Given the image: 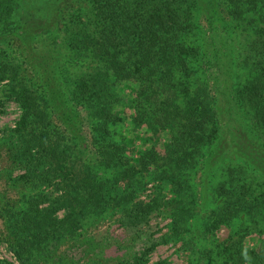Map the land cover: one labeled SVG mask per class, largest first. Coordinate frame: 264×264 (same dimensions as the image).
<instances>
[{
  "label": "trees",
  "instance_id": "16d2710c",
  "mask_svg": "<svg viewBox=\"0 0 264 264\" xmlns=\"http://www.w3.org/2000/svg\"><path fill=\"white\" fill-rule=\"evenodd\" d=\"M78 1L0 0V35L15 24L41 47L30 51L38 81L12 84L23 113L0 139L23 172L4 208L20 262L108 216L136 226L164 207L187 264H264V0H225L227 21L220 0L68 5ZM120 84L133 94L127 119ZM78 107L100 144L89 158L72 128ZM126 121L117 143L110 127ZM149 182L162 191L146 201ZM222 224L240 237L209 241ZM148 250L119 264H146Z\"/></svg>",
  "mask_w": 264,
  "mask_h": 264
},
{
  "label": "rangeland",
  "instance_id": "374dc122",
  "mask_svg": "<svg viewBox=\"0 0 264 264\" xmlns=\"http://www.w3.org/2000/svg\"><path fill=\"white\" fill-rule=\"evenodd\" d=\"M85 3L86 0H82L72 5L68 3V5L77 8ZM227 11L226 1L220 0L219 12L226 21L228 20ZM199 22L206 29L210 23H213L204 14H201ZM217 25L222 27V31H225L222 21L221 23L217 22ZM16 31L15 24H10L6 31L0 35V139L8 134L10 129L16 127L23 113L13 94L12 84L31 78L38 81L34 73L35 66L30 51L31 48H41L39 47L40 43L34 39L30 44L23 40ZM121 84L116 87L121 99L119 100L121 105L118 104V107L121 110V116L127 119L132 111L127 110L124 103L128 102L130 99L128 96L131 97L133 94H131V89H120ZM78 113L80 114L79 119L72 128L77 132V140H79V148L82 150L83 157L87 158L96 154V148L100 144L97 143V147L95 146L96 137L92 132L90 114L81 107H78ZM57 123L62 128L68 129L62 120L57 119ZM127 126H129L127 121L111 126L112 139L121 143L119 133ZM68 132L71 135L69 130ZM162 136L166 137L165 135ZM140 147L143 149L142 144ZM10 155L9 148L0 144V261L6 260L11 264H23L13 249L17 242L13 231L14 227L6 226V211H4L8 204L17 201L18 188L16 186L14 188L13 184L16 177L23 173L15 166L16 164L10 159ZM228 157L234 159L231 150L228 152ZM153 185V182H149L147 191L141 196L142 199L149 201L156 197L157 192L161 193L162 189L157 191ZM163 187L166 189L167 184H164ZM210 211L207 212V215L204 213L202 220L204 223L207 221ZM257 219L262 226L264 218ZM118 220L119 215L108 216L94 226L84 230L80 229L75 236L69 235L56 245L50 246L46 255L35 258L29 264H119L124 259H129L132 263V258L137 254L140 255L144 248H149L146 264H156L160 261H163L164 264L188 263L191 252L189 249L186 250L181 247V241L171 239L170 234L174 227H171V216L164 207L152 211L148 216L147 223L135 226L125 220L124 223H120ZM234 229L235 227L222 224L214 233H208L207 239L209 241L216 239L227 243L231 242L240 237L233 232ZM232 233L235 236L231 239ZM165 237L167 238L165 239ZM244 237L246 243L255 244V234L251 231Z\"/></svg>",
  "mask_w": 264,
  "mask_h": 264
}]
</instances>
